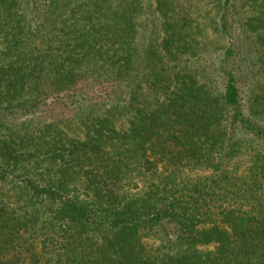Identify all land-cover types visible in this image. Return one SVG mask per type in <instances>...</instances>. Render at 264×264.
Returning a JSON list of instances; mask_svg holds the SVG:
<instances>
[{
    "label": "trees",
    "instance_id": "16d2710c",
    "mask_svg": "<svg viewBox=\"0 0 264 264\" xmlns=\"http://www.w3.org/2000/svg\"><path fill=\"white\" fill-rule=\"evenodd\" d=\"M0 264H264V0H0Z\"/></svg>",
    "mask_w": 264,
    "mask_h": 264
},
{
    "label": "rangeland",
    "instance_id": "374dc122",
    "mask_svg": "<svg viewBox=\"0 0 264 264\" xmlns=\"http://www.w3.org/2000/svg\"><path fill=\"white\" fill-rule=\"evenodd\" d=\"M50 112L52 113H58V114H63V113H66L67 110L64 108V107H61V105H55L53 104V107H50ZM56 114V115H58Z\"/></svg>",
    "mask_w": 264,
    "mask_h": 264
}]
</instances>
